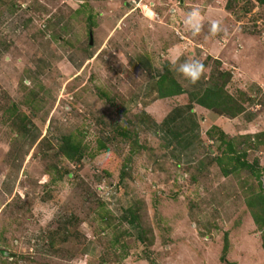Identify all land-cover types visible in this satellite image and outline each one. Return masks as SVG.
<instances>
[{
  "label": "rangeland",
  "instance_id": "obj_1",
  "mask_svg": "<svg viewBox=\"0 0 264 264\" xmlns=\"http://www.w3.org/2000/svg\"><path fill=\"white\" fill-rule=\"evenodd\" d=\"M193 7L202 13L196 35L183 23ZM173 44L191 58L202 46L210 79L231 74L227 93L256 118L225 116L221 129L247 138L242 161L256 163L258 176L226 175V163L202 170L200 156L185 165L161 159L159 170L157 156L133 148L137 136L114 138L135 115L123 114L135 63L173 61ZM263 134L258 0H0V264H264V225L246 202L264 186V146L252 148ZM70 135L86 148L82 161L60 151ZM138 137L148 150L149 133ZM133 207L131 225L124 216Z\"/></svg>",
  "mask_w": 264,
  "mask_h": 264
},
{
  "label": "crops",
  "instance_id": "obj_2",
  "mask_svg": "<svg viewBox=\"0 0 264 264\" xmlns=\"http://www.w3.org/2000/svg\"><path fill=\"white\" fill-rule=\"evenodd\" d=\"M178 46L179 44H173L171 49H169L170 46H168L166 50L167 54H170L175 50L174 53L176 56L174 58L177 63L191 58L183 54V48L179 52H176L180 47ZM197 48L195 54L191 52H189V54H191L193 58L199 60L205 52H203L202 46H197ZM220 50L222 49L220 48L217 52L215 51L216 56H221L219 53H222V51ZM164 58H167V55ZM163 62L159 63L161 68H157L155 67L156 62L150 57L143 56L137 60L135 68L136 71H139V75L134 77L131 81L135 84L134 93L131 94V97L126 96L128 100L124 106V110L128 111V113L133 112L132 114H136L138 110L143 108L144 111H146V113L154 120V125L148 132L150 135V141L147 145L149 148L146 151L151 152L155 157L157 156L154 165L155 168L159 170L165 169V165L161 159L166 162L171 158L170 160H174L180 165H185L195 162L198 156L204 158L203 156L205 155L206 147H208L209 144V142L208 144L206 143V132L212 126L222 128L223 122H226L225 120H227L225 116H220L197 104V100L207 89H214L209 77V74H211L209 73V66L206 67L205 62L200 61L205 65L206 71L200 81L195 85L188 84L171 70L173 62L171 59H167V61ZM245 62L249 65L247 61ZM254 63L255 61L253 62V59L250 60L251 68L255 65ZM224 66H226V68L228 67V65ZM230 66H233V64ZM241 68L242 66H240L239 70ZM233 69L237 70L236 67ZM166 72L171 73V81L173 82L167 80L165 83L162 82V78ZM232 74L236 76L237 73L235 74L232 72ZM249 78H251V76H249ZM166 87L171 89L170 95L165 94L169 97H162L161 94L166 92ZM181 97H184L183 99L184 101L187 100V103H180L179 99ZM160 102H167L171 107L168 109L166 107L167 110H164L163 107L159 108ZM199 108H202L201 113ZM243 118L245 121H251L256 118V115L251 111H246L237 118L231 119L243 120ZM262 138L263 143L261 147L264 146V134L262 135ZM158 154H160V157L163 155L165 156L158 159Z\"/></svg>",
  "mask_w": 264,
  "mask_h": 264
},
{
  "label": "trees",
  "instance_id": "obj_3",
  "mask_svg": "<svg viewBox=\"0 0 264 264\" xmlns=\"http://www.w3.org/2000/svg\"><path fill=\"white\" fill-rule=\"evenodd\" d=\"M258 2H260V4L264 6V0H258ZM246 10V12H249L251 8L248 7L246 8ZM211 78L214 89H207L204 94L197 100V104L206 109H209L210 111H214L220 116L236 118L244 114L246 112L245 105L234 99L226 91V87L228 86L227 84L232 78L231 74L228 72L224 73L215 71L212 73ZM166 80H172L170 72H166V74L162 78L163 83H165ZM170 90V88L166 87V92L162 93L161 96L165 97V94L170 95ZM108 101L111 104L114 103L111 101L110 98L108 99ZM123 114L127 115L128 112L124 110ZM134 118H131L127 121L125 119L124 125H118L117 128H114L116 134L114 138L116 140L120 138L118 144H125V142L131 139L132 136H137L134 140L135 143L133 144V148L137 149L136 152H139L140 148H142L143 151H146L144 143H141L140 141L139 145L138 134L141 129L142 131L149 132L154 125V120L150 117V115L146 113V111H144L143 108L134 115ZM75 138L76 137L72 135L63 137L62 144L60 146V151L69 160L79 162L82 161V158L85 157L86 148L83 146L81 141H78ZM235 138L236 137H234L233 139L230 138L229 135L226 134L220 127L215 126L210 129L207 134L206 143L208 144L209 142V144L211 145H208V147H206V158L204 157L203 160L200 161V168L203 170L204 168L209 167L215 162L220 165L226 163V165H229V167L230 165L233 166L232 168L230 167V169L229 167H226V169L224 170L226 175H230L241 169H245V171L249 170L253 175L258 176V172L255 171V168L257 166L256 163L249 165L247 162L242 161V157H245L246 155V151L244 149L247 150V147H245L248 142L247 138L243 137L242 139H239L241 140L239 142H236L238 140ZM36 140L37 138L34 140V144L36 143ZM107 140H111V138H108ZM255 141L256 142L252 145V148L253 146L256 147V145L261 146L263 143L260 137H256ZM100 149H106L104 143H100ZM214 150L217 151L216 156L213 155ZM132 152L133 149L130 150V153ZM246 202L248 203V206L253 212L256 222L259 225H264V186L261 184L260 191L254 196H248ZM134 205L137 206V204ZM104 208L105 205L102 204L100 208L101 212L107 214V218H114L113 214L105 210ZM137 217L138 216L136 210L133 207L127 212L126 216H124V219L128 221L129 224L133 225L137 220ZM262 246L264 249V235Z\"/></svg>",
  "mask_w": 264,
  "mask_h": 264
},
{
  "label": "clouds",
  "instance_id": "obj_4",
  "mask_svg": "<svg viewBox=\"0 0 264 264\" xmlns=\"http://www.w3.org/2000/svg\"><path fill=\"white\" fill-rule=\"evenodd\" d=\"M183 23L193 35L199 34L202 28V13L200 9L198 7H193L190 11L185 13ZM210 30L213 35L220 32V22L213 21ZM155 67L161 68V65L157 62ZM171 70L190 85L198 83L206 71L205 65L195 58H188L179 63L173 60Z\"/></svg>",
  "mask_w": 264,
  "mask_h": 264
},
{
  "label": "built area",
  "instance_id": "obj_5",
  "mask_svg": "<svg viewBox=\"0 0 264 264\" xmlns=\"http://www.w3.org/2000/svg\"><path fill=\"white\" fill-rule=\"evenodd\" d=\"M111 190H112V189H111ZM113 192H114V191L112 190L111 193L108 194V198H109L110 196H111V197L113 196V195H112ZM108 198H107V199H108Z\"/></svg>",
  "mask_w": 264,
  "mask_h": 264
}]
</instances>
